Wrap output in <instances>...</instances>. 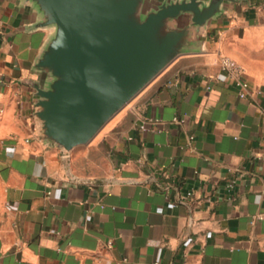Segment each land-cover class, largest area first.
I'll return each instance as SVG.
<instances>
[{
    "label": "crops",
    "instance_id": "obj_1",
    "mask_svg": "<svg viewBox=\"0 0 264 264\" xmlns=\"http://www.w3.org/2000/svg\"><path fill=\"white\" fill-rule=\"evenodd\" d=\"M43 19L32 0H0V264H264V0H223L190 26L183 51L66 158L34 117L54 34ZM221 56L243 68L245 98Z\"/></svg>",
    "mask_w": 264,
    "mask_h": 264
},
{
    "label": "water",
    "instance_id": "obj_2",
    "mask_svg": "<svg viewBox=\"0 0 264 264\" xmlns=\"http://www.w3.org/2000/svg\"><path fill=\"white\" fill-rule=\"evenodd\" d=\"M41 27L54 34L35 69L34 117L41 138L68 157L155 78L188 44V28L203 27L223 0H180L141 12L144 0H32ZM189 16L186 27L171 21Z\"/></svg>",
    "mask_w": 264,
    "mask_h": 264
},
{
    "label": "built area",
    "instance_id": "obj_3",
    "mask_svg": "<svg viewBox=\"0 0 264 264\" xmlns=\"http://www.w3.org/2000/svg\"><path fill=\"white\" fill-rule=\"evenodd\" d=\"M219 68L224 77L232 82L237 87L238 98H245L249 89L248 81L245 78V72L243 68L233 59L226 56H221L219 58ZM158 119H148L143 122L140 126V130L145 131L150 128L153 124L158 123ZM182 120L177 118H172L171 124H180ZM192 138V137H190ZM27 142L28 140H24ZM189 196V194H187ZM107 249L111 248V241L108 240L105 243Z\"/></svg>",
    "mask_w": 264,
    "mask_h": 264
},
{
    "label": "rangeland",
    "instance_id": "obj_4",
    "mask_svg": "<svg viewBox=\"0 0 264 264\" xmlns=\"http://www.w3.org/2000/svg\"><path fill=\"white\" fill-rule=\"evenodd\" d=\"M100 133H101V131H100ZM100 133H98V135H96V137L95 138H98V136H99V134ZM95 140V139H94ZM97 140V139H96ZM88 145H85V146H80V147H77L78 149H85L86 147H87ZM95 158H96V160L98 161L99 159H98V156H99V154L98 153H95Z\"/></svg>",
    "mask_w": 264,
    "mask_h": 264
}]
</instances>
